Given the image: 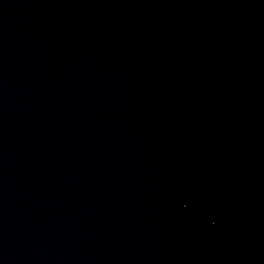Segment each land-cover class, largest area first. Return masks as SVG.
<instances>
[{
	"label": "water",
	"instance_id": "1",
	"mask_svg": "<svg viewBox=\"0 0 264 264\" xmlns=\"http://www.w3.org/2000/svg\"><path fill=\"white\" fill-rule=\"evenodd\" d=\"M0 264H264V0H0Z\"/></svg>",
	"mask_w": 264,
	"mask_h": 264
}]
</instances>
